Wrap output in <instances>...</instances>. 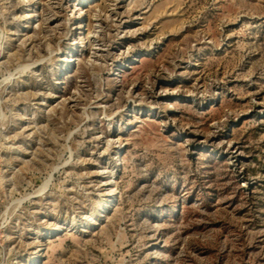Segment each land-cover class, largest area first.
I'll return each instance as SVG.
<instances>
[{
  "label": "rangeland",
  "instance_id": "obj_1",
  "mask_svg": "<svg viewBox=\"0 0 264 264\" xmlns=\"http://www.w3.org/2000/svg\"><path fill=\"white\" fill-rule=\"evenodd\" d=\"M0 264H264V0H0Z\"/></svg>",
  "mask_w": 264,
  "mask_h": 264
}]
</instances>
